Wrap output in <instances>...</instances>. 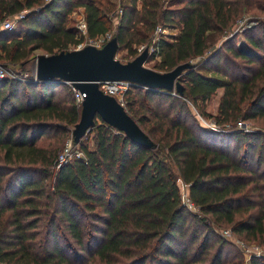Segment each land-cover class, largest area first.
Segmentation results:
<instances>
[{"label": "trees", "instance_id": "obj_1", "mask_svg": "<svg viewBox=\"0 0 264 264\" xmlns=\"http://www.w3.org/2000/svg\"><path fill=\"white\" fill-rule=\"evenodd\" d=\"M115 2L0 0V21L32 10L15 30L0 31V63L23 68L16 73L30 65L32 75L37 50L51 55L79 43L69 27L79 8L91 38L116 22L119 49L132 60L159 24L179 27L176 41L161 38L152 69L194 65L179 78L183 94L132 86L124 96L154 147L98 116L80 142L85 159L60 171L55 162L81 119L72 86L0 81V264H245L216 230L264 246V133H216L192 107L208 115L207 102L223 89L217 124L264 120V0H126L117 17ZM244 18L254 23L244 45L238 33L207 54L212 35L232 33ZM177 177L197 211L183 203Z\"/></svg>", "mask_w": 264, "mask_h": 264}, {"label": "water", "instance_id": "obj_2", "mask_svg": "<svg viewBox=\"0 0 264 264\" xmlns=\"http://www.w3.org/2000/svg\"><path fill=\"white\" fill-rule=\"evenodd\" d=\"M118 50L119 43L114 37L103 48L88 45L78 50L42 54L35 57L32 71L38 82L69 83L84 95L81 119L72 133L75 144H79L94 128L99 116L133 142L152 148L154 142L128 114L125 106L115 96L101 90L99 83L126 80L136 86L183 94L184 88L179 78L194 65L185 63L162 73L146 66L148 48L129 62L117 59Z\"/></svg>", "mask_w": 264, "mask_h": 264}, {"label": "built area", "instance_id": "obj_3", "mask_svg": "<svg viewBox=\"0 0 264 264\" xmlns=\"http://www.w3.org/2000/svg\"><path fill=\"white\" fill-rule=\"evenodd\" d=\"M51 0H46L45 3L50 2ZM35 10L39 11L40 8H36ZM32 10L26 9L20 13L8 16L3 21H0V30H8L13 31L16 29L18 23L20 20L24 19ZM121 13V12H120ZM247 18H244L243 20L239 21V23L236 25L237 29L235 32L241 31V33L248 27H251L254 23L247 21ZM235 27V28H236ZM234 28V30H235ZM115 30V29H114ZM114 30L107 32L104 35L91 38L88 33V25L85 19V14H81L80 20L78 21V26L76 27V38L79 41L74 47V50L82 49L88 45L94 46L96 48H103L109 41H111L114 38ZM180 28L179 27H170L164 24H159L156 27V30L154 31V34L151 37V41L149 44L141 45L137 48L138 55H140L146 48L149 50V59L152 58V60H160V51H159V42L161 38H165L171 42H174L178 39L180 35ZM234 32V31H233ZM232 32V33H233ZM234 32V33H235ZM137 55V56H138ZM148 59V60H149ZM7 77H12L17 80H26L29 78H33L32 81L38 82L36 80V77L34 76V73L32 71V75L26 73V74H13L10 75L9 70L0 63V81L6 79ZM55 82V81H54ZM60 82V81H56ZM69 84V83H67ZM71 85V84H69ZM72 86V85H71ZM136 86L130 81L121 80V81H102L99 83V87L101 90H103L105 93L115 96L121 104H124V96L127 93V91L132 87ZM72 89L76 95L77 104L82 107V103L84 100V95H82L79 90H77L75 87L72 86ZM238 126L231 127H221L219 124H217L216 121L212 125H210V128L216 132H233L234 130H243L245 132H254L251 130H248L246 125L239 121L237 123ZM73 159H85V154L80 148H74L72 142L70 141V144L64 148V150L59 154V157L57 158L54 169L55 171H60L62 167H64L69 161ZM186 205L193 209L194 204L192 203L191 199L187 196L186 197ZM218 233L220 232L223 237L225 238H231L233 235L230 229H217ZM239 247V249L243 253H248L250 256V259L253 257H263L264 256V246L260 245H252L249 246L245 242L240 241L237 244H235Z\"/></svg>", "mask_w": 264, "mask_h": 264}, {"label": "rangeland", "instance_id": "obj_4", "mask_svg": "<svg viewBox=\"0 0 264 264\" xmlns=\"http://www.w3.org/2000/svg\"><path fill=\"white\" fill-rule=\"evenodd\" d=\"M45 1L46 0H44V2ZM115 1H116L115 2V8H116V13H117L116 17H117L118 15L121 14L120 13L121 12V5L126 0H115ZM81 14H84V9L83 8L77 9L72 14V16L70 18L69 27H71L73 29H76V27L78 26V21L80 20ZM115 20H117V18ZM112 28H113L112 30H114L116 28V22L112 24ZM236 29H237V27L233 31L235 32ZM234 32L233 33H229L227 35H223L221 37L217 36V35H212L210 37V39H209L211 41V47H210V50H209V52L207 54H212V53L217 52L220 49V47H221V45H222V43L224 41H226L228 38H230L233 35L238 34V33L240 34V36H239V38L237 40L238 46L241 47L242 45H244L245 41H244V38H243V35H242L241 31H238V32H235V33ZM69 50H74V47L71 46L69 48ZM42 54H45V52H43L42 50H37L34 53V55H36V56L42 55ZM128 55H129V52L127 50H120L119 49L117 54H116V57H117V59L121 60L122 62H126V61H128V59L132 60V58L129 57ZM158 61L159 60H148L147 63H146V66L149 67V68L150 67L152 68L154 66V64L156 62H158ZM196 61H198V59L194 60V62H196ZM29 66L30 65H28L27 67H24L25 70H23V71H26V73H27V70H28ZM21 69H23V68H20V66H13V69H12V67L9 68V73H10V75L21 74V73H16L17 71H21ZM14 70H17V71H14ZM26 73H24V74H26ZM173 92H175V91H173ZM222 95H223V89H219L217 91L216 95L210 101L207 102L206 110H205L206 112H204V113H206L208 115H211V116L204 115V114H202V112H201V110L199 108L192 107V110H193L194 114L196 115V117L199 119L200 123L204 127L210 128V125H212L214 123V121H216L213 116H216L217 113H218L219 103H220V99H221ZM244 124L246 125L245 127H247L248 130H251V131H254V132H263L264 133V120L250 121V122H247V123L244 122ZM229 126L236 127L238 125L234 124V125H229ZM70 129L73 130L74 127L71 126ZM234 131H236V130H234ZM89 135H90V131L86 134V136L82 139V141L83 140L86 141L88 139L86 137H88ZM92 136H93V134L91 135V137H89L88 141H89V146L93 148L94 144H93ZM70 141L73 144V138L72 137H71V139H68L65 147L68 145V143L70 144ZM64 148L62 149V151L64 150ZM74 148H80V143L75 145ZM177 180H178V185H179V188H180V191H181V195H182V201L186 205V203H185L186 202V197L187 196L189 197V185L185 184L181 179H178V177H177ZM192 210L193 211H197L198 209L194 205V208ZM219 234L222 236V234L220 232H219ZM227 239L230 240L231 242H233L234 244H237L238 242L240 243V241H243V240L237 238L234 235H232L231 238H227ZM243 242H245V241H243ZM245 243L247 245H249V246L254 245V244H249L247 242H245ZM236 247L240 251V255L243 257L245 264H249L250 260H251L249 254L248 253H243L239 249V247L237 245H236Z\"/></svg>", "mask_w": 264, "mask_h": 264}, {"label": "crops", "instance_id": "obj_5", "mask_svg": "<svg viewBox=\"0 0 264 264\" xmlns=\"http://www.w3.org/2000/svg\"><path fill=\"white\" fill-rule=\"evenodd\" d=\"M1 31V30H0Z\"/></svg>", "mask_w": 264, "mask_h": 264}]
</instances>
